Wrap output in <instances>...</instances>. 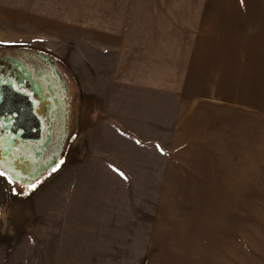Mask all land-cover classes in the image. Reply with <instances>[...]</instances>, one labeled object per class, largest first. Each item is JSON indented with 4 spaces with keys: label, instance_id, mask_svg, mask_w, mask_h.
<instances>
[{
    "label": "crops",
    "instance_id": "0c3cea01",
    "mask_svg": "<svg viewBox=\"0 0 264 264\" xmlns=\"http://www.w3.org/2000/svg\"><path fill=\"white\" fill-rule=\"evenodd\" d=\"M248 19L233 0H0V35L17 37L0 44L32 46L26 35L103 57L66 160L90 132L91 175H165L153 218L136 203L68 210L65 264H232L226 236L214 237L211 175L255 173L238 89L236 108L232 99V52L247 49ZM130 149L145 166L99 168Z\"/></svg>",
    "mask_w": 264,
    "mask_h": 264
},
{
    "label": "rangeland",
    "instance_id": "374dc122",
    "mask_svg": "<svg viewBox=\"0 0 264 264\" xmlns=\"http://www.w3.org/2000/svg\"><path fill=\"white\" fill-rule=\"evenodd\" d=\"M233 1L234 7L238 11L246 12L249 18L248 35L243 37L247 49L232 52V99L233 107L236 108L238 89L240 108L246 112L250 168L254 166L255 173L252 171L247 175H211L216 222L214 237L220 239L226 236L232 248V264H264V0ZM6 38L17 37L0 35V41ZM24 43L32 45L30 47L33 48L40 45L51 49L46 52L71 61L67 62L72 66V72L77 75L83 91L79 107L80 124L83 105L85 104V111L88 108L86 96L90 95V81L94 83L92 91L96 92L98 77L105 74L104 68L98 67L103 57L100 61L96 53H91L88 57L87 53L75 51L63 42L34 43L32 36L25 35ZM96 101L94 97L92 103H89L86 124L87 121L90 125L96 123L95 112L94 116L91 114V106L95 107ZM76 130L77 128L73 138ZM244 134L246 135L245 131ZM89 139L90 132L85 134L83 144L79 141L75 145L68 161L65 159L30 194L13 195L7 183L0 177V264H65L64 219L68 210L74 207L77 209L80 205L136 203L142 209L145 206L151 207L152 213L149 212V215L152 214V218L156 216L165 175H91L92 166L86 163L84 167L82 164V157L90 161L89 155L84 154V146ZM93 139L95 141V135ZM130 151L132 156L126 160L121 158L118 165L104 162L100 163L99 168L132 171L145 166L139 160L143 157H134L135 149ZM92 168L96 171L97 163ZM137 215L138 219H143L144 216L141 215L145 213L138 211Z\"/></svg>",
    "mask_w": 264,
    "mask_h": 264
},
{
    "label": "flooded vegetation",
    "instance_id": "af4514ba",
    "mask_svg": "<svg viewBox=\"0 0 264 264\" xmlns=\"http://www.w3.org/2000/svg\"><path fill=\"white\" fill-rule=\"evenodd\" d=\"M81 100L67 61L30 46L0 44V171L7 178L0 177L10 193L30 194L62 165Z\"/></svg>",
    "mask_w": 264,
    "mask_h": 264
},
{
    "label": "snow or ice",
    "instance_id": "6c2138e0",
    "mask_svg": "<svg viewBox=\"0 0 264 264\" xmlns=\"http://www.w3.org/2000/svg\"><path fill=\"white\" fill-rule=\"evenodd\" d=\"M158 147H159V146H158ZM121 175H123V173H121ZM0 176H4L5 178H7V174L4 173V172H2V171H0ZM8 182H9V183H12L13 181H12L11 179H8ZM32 187L34 188L35 185H32Z\"/></svg>",
    "mask_w": 264,
    "mask_h": 264
}]
</instances>
